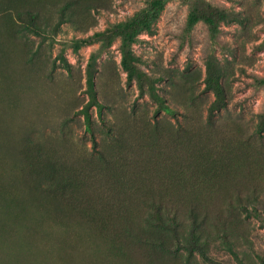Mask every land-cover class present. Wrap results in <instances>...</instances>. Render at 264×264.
Wrapping results in <instances>:
<instances>
[{
	"label": "rangeland",
	"instance_id": "374dc122",
	"mask_svg": "<svg viewBox=\"0 0 264 264\" xmlns=\"http://www.w3.org/2000/svg\"><path fill=\"white\" fill-rule=\"evenodd\" d=\"M191 232L264 264V0H0V264H207Z\"/></svg>",
	"mask_w": 264,
	"mask_h": 264
},
{
	"label": "trees",
	"instance_id": "16d2710c",
	"mask_svg": "<svg viewBox=\"0 0 264 264\" xmlns=\"http://www.w3.org/2000/svg\"><path fill=\"white\" fill-rule=\"evenodd\" d=\"M221 15H223V14H221ZM198 18L199 17L196 16V14H194V12L191 13V15H190V21L191 22L197 21ZM204 19L207 21V23L209 25L210 24L213 25L215 22V20L213 19V17L211 15L205 16ZM129 25H130V23H128V22H124V23L119 24V27L125 32L124 37H123V46L125 48H126L127 41H129L131 39V36H132V34L128 31ZM33 29L38 34V31L35 29V27ZM130 58L131 57H130L129 52L126 51V56L122 60V64L125 67V69L128 71V77H131V74L134 71V67L128 62V60ZM165 247H167V246H165ZM181 249H185V250L192 252V253L196 252L202 258V260L207 264H228L227 262H225L223 260H219V259H216V258L210 256L206 250V247L198 241L197 236L192 232H191L189 239L186 241H182V240L176 238V244L172 250L173 251H179Z\"/></svg>",
	"mask_w": 264,
	"mask_h": 264
}]
</instances>
